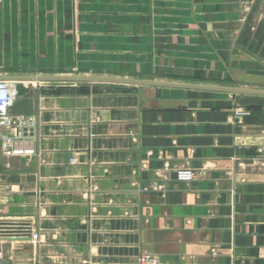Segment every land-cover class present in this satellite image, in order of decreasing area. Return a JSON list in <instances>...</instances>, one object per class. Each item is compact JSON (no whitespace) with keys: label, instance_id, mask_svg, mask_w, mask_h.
<instances>
[{"label":"crops","instance_id":"obj_1","mask_svg":"<svg viewBox=\"0 0 264 264\" xmlns=\"http://www.w3.org/2000/svg\"><path fill=\"white\" fill-rule=\"evenodd\" d=\"M10 75L264 89V0H0ZM28 85L34 152L2 156L0 220L38 239H0L1 264H264V95Z\"/></svg>","mask_w":264,"mask_h":264},{"label":"built area","instance_id":"obj_2","mask_svg":"<svg viewBox=\"0 0 264 264\" xmlns=\"http://www.w3.org/2000/svg\"><path fill=\"white\" fill-rule=\"evenodd\" d=\"M12 85L9 80H0V149L3 157L34 152L33 149L17 147L18 141L29 132L32 119L30 116H15L10 113ZM0 239L37 241L38 237L31 231V226L26 220L4 219L0 220ZM14 260V264H23L21 255H17ZM137 264L161 263L154 255L143 253L138 257Z\"/></svg>","mask_w":264,"mask_h":264},{"label":"water","instance_id":"obj_3","mask_svg":"<svg viewBox=\"0 0 264 264\" xmlns=\"http://www.w3.org/2000/svg\"><path fill=\"white\" fill-rule=\"evenodd\" d=\"M0 80H9L12 82V103L10 105V113L15 116H31L34 114V100L33 89L30 87L29 82L33 81H62V82H111L121 84L133 85H149L158 87H174L185 89H202V90H215L225 91L231 93L255 94L264 95V89H253L244 87H229V86H215L203 85L194 83H177L170 81H157L149 79H135L117 76H104V75H54V76H34V75H10L0 76ZM2 165V155L0 154V166ZM30 254H24L22 260L25 262Z\"/></svg>","mask_w":264,"mask_h":264},{"label":"rangeland","instance_id":"obj_4","mask_svg":"<svg viewBox=\"0 0 264 264\" xmlns=\"http://www.w3.org/2000/svg\"><path fill=\"white\" fill-rule=\"evenodd\" d=\"M3 263V261H0V264Z\"/></svg>","mask_w":264,"mask_h":264}]
</instances>
